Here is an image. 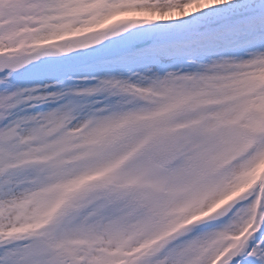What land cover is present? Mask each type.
Returning a JSON list of instances; mask_svg holds the SVG:
<instances>
[{
  "label": "snow or ice",
  "instance_id": "obj_1",
  "mask_svg": "<svg viewBox=\"0 0 264 264\" xmlns=\"http://www.w3.org/2000/svg\"><path fill=\"white\" fill-rule=\"evenodd\" d=\"M0 264H264V0H0Z\"/></svg>",
  "mask_w": 264,
  "mask_h": 264
}]
</instances>
